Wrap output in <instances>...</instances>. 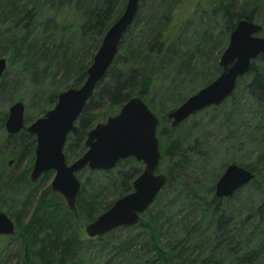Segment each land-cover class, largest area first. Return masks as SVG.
I'll return each mask as SVG.
<instances>
[{
    "label": "trees",
    "instance_id": "obj_1",
    "mask_svg": "<svg viewBox=\"0 0 264 264\" xmlns=\"http://www.w3.org/2000/svg\"><path fill=\"white\" fill-rule=\"evenodd\" d=\"M62 1L0 0V56L6 54L11 61L19 58L21 52L31 55L30 60L36 67L41 65L39 71L47 75L44 82L48 77L52 81L51 89L43 94L47 105L41 106L44 100L38 101L33 116L24 114L25 125L43 115L56 102L60 91L82 84L105 31L121 14L126 2L65 0L67 10L58 20ZM193 1L192 10L184 15L181 13L185 0L140 1L112 64L77 119V130L67 135L64 155L66 161L78 158L85 150L87 132L95 123L115 113L130 97H141L159 120L156 133L161 157L157 169H163L167 181L139 222L123 229L130 237L118 245L110 241L116 254L128 251L131 241L138 251L132 264H264V54L251 61L249 70L237 79L234 91L219 105L205 107L175 127L168 125L166 118L167 112L180 104L186 94L196 90L197 82L199 87L203 86L219 74V55L238 20L259 23L262 26L259 33L264 34V0ZM68 13L73 16L66 19ZM220 21L219 29L215 28ZM43 33H48V39L54 37L55 45L48 47L41 39ZM192 37L195 42L187 44L186 40ZM217 46L220 48L212 59ZM212 60L214 65L209 64ZM10 90V84L0 81V93L8 94ZM242 93L255 106L250 119L258 132V164L236 162L254 173V178L231 196L217 197L214 184L220 172L207 170L206 164L224 156L229 147L224 145L217 150L206 135L192 137L181 131L196 115L216 111L221 116L219 124L226 130L225 138L233 137L236 128L231 121L240 112ZM5 118L6 112L1 111L0 199L8 193L14 195L19 184L29 188L22 196L20 208L13 213L16 229H21L24 236L20 250L25 260L33 264H83L84 261H76L82 240L75 236L73 223L80 216L84 223L94 220L117 197L131 191L132 180L140 173L142 163L127 157L108 171L87 169L88 175L83 178L72 208L44 200L43 193L36 198L28 221L22 223L24 205L37 191L28 176L35 138L24 127L8 134ZM23 159L24 170L16 173L10 168ZM51 174L52 171H47L41 176ZM92 179H95L93 187ZM252 186L259 190L255 200L246 197L242 205L232 203ZM49 190L50 186L46 188ZM104 190L112 192L108 201L102 195ZM205 191L210 192L209 198ZM117 229L120 228L114 230ZM114 230L89 237L88 241L99 245ZM252 232L259 238L257 241L251 239ZM12 235H0L2 263L12 260L13 253L5 243ZM111 258L114 255L104 264H111Z\"/></svg>",
    "mask_w": 264,
    "mask_h": 264
},
{
    "label": "water",
    "instance_id": "obj_2",
    "mask_svg": "<svg viewBox=\"0 0 264 264\" xmlns=\"http://www.w3.org/2000/svg\"><path fill=\"white\" fill-rule=\"evenodd\" d=\"M140 1L126 0L121 14L105 31L80 86L60 91L54 105L26 125L23 102L14 101L4 121L8 134H15L24 127L34 135V159L29 179L36 182L43 173L52 171L49 186L62 196L68 208L74 206L81 186L77 176L79 171H108L127 157L142 163L140 173L131 183V191L117 197L85 225L88 237L137 224L167 181L164 172H157L161 157L156 133L159 120L139 96L130 97L115 113L89 129L84 140L85 150L78 158L67 163L63 151L67 135L77 130V119L82 109L112 64ZM261 28L259 23L247 19L235 23L219 57V74L167 112L171 127L205 107L219 105L234 91L237 79L249 70L251 61L264 54V37L259 35ZM5 68L6 60L0 57V80ZM253 178L254 173L249 169L230 163L217 178L214 193L217 197H229ZM14 232V222L0 211V235H12Z\"/></svg>",
    "mask_w": 264,
    "mask_h": 264
},
{
    "label": "rangeland",
    "instance_id": "obj_3",
    "mask_svg": "<svg viewBox=\"0 0 264 264\" xmlns=\"http://www.w3.org/2000/svg\"><path fill=\"white\" fill-rule=\"evenodd\" d=\"M194 2L195 1L193 0H185V3L183 5L184 12H182L181 15H184L188 11L192 10L194 6ZM67 6H68V2L65 0L60 3L58 7V10H59L58 12L60 13L58 16V20L61 17V13L65 14L67 10ZM185 11L187 12L185 13ZM70 16H73V14L68 13L65 17L66 19H68ZM75 16H76L75 19L78 20L79 19L78 14ZM220 23L221 21L218 22L217 24L215 23V28L219 29ZM206 26H207V23L204 24V27ZM43 34L44 35H42L41 39H44L45 42H47L48 47L55 45L54 37L51 40L47 38L48 33H43ZM259 35L264 37L263 33H259ZM189 39L186 40L187 44L188 42H190L189 44L191 45L195 42L193 37L190 40ZM37 43H40V42H37ZM219 48L220 47L217 46L212 52V59L216 57ZM21 53L22 55L19 58L15 60H11V61H9L10 58H8L6 54L0 56V57L5 58L6 60V68L3 72L4 75H2L0 81L1 82L5 81L8 83V85L10 84V89H11L10 90L11 93H8V94L0 93V112L4 111L7 114L9 106L14 101L20 100L24 104V114L33 116L34 113H36L35 105L37 104L38 101L44 100L41 103V106L47 105L45 104V99H43V94L45 90L51 89L50 85L52 81H49L51 80V78L48 77V79H46L47 81L44 82V79L47 77V75L44 72L39 71V66L41 67V65L38 64V66L36 67V63L30 60L31 59L30 57H32L31 55H24L23 52ZM37 57L39 58V56ZM209 64L214 65V60L210 61ZM184 84H185V87L188 86L186 82ZM198 84L199 83L197 82L196 90L186 94L185 96L188 97L189 95H191L192 93L196 92L198 89L204 86L203 85L199 87ZM184 93L185 91L183 92V94ZM242 94L243 95L241 96V102H240L241 105L239 106L240 112L231 121L232 122L231 126L232 127L235 126L236 128L235 135H232L233 137L229 139L225 138L226 130L224 126H221L219 124V119L221 116L216 111L214 112L206 111L199 115H196L194 119L189 120L188 125L182 128V131H181L182 133L183 132L187 133V135L189 133L190 136L192 137L193 136L196 137L201 134L206 135V140L208 139V141L213 145L216 144L215 148L217 150L221 149L224 145L229 147V150L224 154V156H220L219 158H217V160H215L214 163H212V160L208 164L205 163L207 165L206 169L207 168L214 169L216 172L219 171L221 174L224 168L230 163L237 164L236 162H240L245 165H249V164L257 165L258 164L257 154L259 151L256 146V141L258 140V132L254 128L253 120L250 119L255 114L254 113L255 106L247 98V95L245 93H242ZM11 97H14V100H11L12 99ZM15 97H19V98L21 97V99H18ZM155 105H157V103H155ZM52 106L48 107V109L51 108ZM33 120H31L30 122H32ZM168 125H170V121H168ZM70 162L71 161H67V163H70ZM197 164H200V163H197ZM25 166H26L25 159H23L17 164H12L10 168L13 169L16 173H19L20 171L25 169ZM157 172H163V169H157ZM87 175H88L87 169L82 170L81 172L77 173V176L81 181V184L83 182V178ZM52 176H53V172L48 177H45V178H42V176L39 177V179L34 183L36 184L35 187H37V191L33 195L32 199L30 198L31 200L24 205L23 213L21 214V217H20V221H22V223L28 221L30 215L33 212V208L36 205L35 203L36 198L37 197L39 198L43 193H44L43 194L44 200H49L51 202L58 201L60 203H63L64 206H66L62 196L52 191L51 188L49 191H46V188L50 185ZM94 182H95V179H92V184H91L92 187H93ZM19 186L20 188L17 189V192L14 195H10L8 193V194L3 195L0 199V205L2 207L0 211L6 213L7 216L14 222V225H15V232L13 233L12 237L5 240V243L9 245V249L13 253L11 255L12 260H9L4 263L0 262V264H33L25 260V255L20 250V247L22 246V243H23L24 236L21 234V229H16V223L14 221V216H13V213L14 212L16 213L18 208H20V201L22 199V196L25 195L26 192L29 190L28 187L22 184H19ZM250 188H251L250 190L246 192L245 191L242 192L240 196L238 197V200L235 199L232 203L235 204L234 202H239V205H242L243 203H245L246 197H249V200H252V199L255 200L259 195V190L258 188H255L254 186ZM102 193H103L102 195L104 196V200L108 201L111 199L112 192L110 190H104ZM205 193H206V196L209 198L210 192L205 191ZM18 194L20 196L16 197ZM54 194H56L58 197ZM12 197L14 199H12ZM87 223H84V219L82 216L77 217L76 221L73 223L72 228H73V232L75 236H78L82 240L80 241L82 244V248L76 256V261H79V262L84 261L83 264H104L112 255H114V259H112L113 257L110 259L111 264H132L133 263L134 258L138 255V251L134 250L135 249L134 242L130 241L128 248H127L128 251L124 250L122 251L120 255L119 254L117 255L116 251L111 247L112 242L110 241L115 242L114 245H118L122 241L125 242L126 239L130 237L129 232L123 231L125 227L114 230L113 233L111 234L109 233L108 236L105 237L106 240L104 239L102 243L98 245V243L94 241L92 242L88 241L89 237L86 235L84 231V227ZM81 234L83 235V237H81ZM251 239H253L254 241H257L259 238L255 237V235L252 232ZM254 241L251 240L252 245L254 244ZM99 249H100V252L98 253ZM0 252H1V249H0Z\"/></svg>",
    "mask_w": 264,
    "mask_h": 264
}]
</instances>
